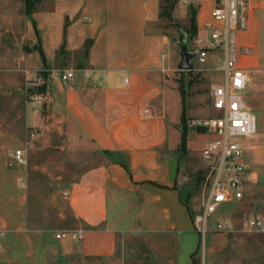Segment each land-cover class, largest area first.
Returning a JSON list of instances; mask_svg holds the SVG:
<instances>
[{
    "label": "crops",
    "instance_id": "0c3cea01",
    "mask_svg": "<svg viewBox=\"0 0 264 264\" xmlns=\"http://www.w3.org/2000/svg\"><path fill=\"white\" fill-rule=\"evenodd\" d=\"M27 15L13 61L45 71L46 80L44 103L27 107L26 123L38 146L67 151L74 159L70 171L78 173L65 191L84 238L59 239L69 241V250L79 243L84 257L106 264H121L117 253L126 232L148 244L139 264H251L236 255L231 218L224 217L232 229L213 227L208 237L196 225L200 209L192 208L184 174L190 130L187 150L181 149L182 116L191 106L151 52L159 41L157 0H40ZM245 41L253 53L257 36ZM167 58L165 66L173 69ZM240 63L257 67L256 58ZM67 70L74 76L63 79ZM258 148L249 147L256 162ZM110 205H116L115 217Z\"/></svg>",
    "mask_w": 264,
    "mask_h": 264
},
{
    "label": "rangeland",
    "instance_id": "374dc122",
    "mask_svg": "<svg viewBox=\"0 0 264 264\" xmlns=\"http://www.w3.org/2000/svg\"><path fill=\"white\" fill-rule=\"evenodd\" d=\"M38 1L0 0V264H106L98 258L84 257L77 242L69 250V241L57 237L60 231L80 228L65 191V185L78 173L70 171L75 169L74 159L67 151L62 154L53 145L38 146L37 137H31L26 123L27 68L23 69L19 61L14 62L13 54L21 49L29 21L27 14L36 8ZM157 6L159 41L152 45L151 52L159 56L161 70L177 82L186 107L191 106L187 107L186 120L214 115L211 86L221 81L223 73L216 69L215 51L209 53L205 63L198 59L196 38L201 34V14L197 12L193 18L189 7L174 0H157ZM250 33L257 36L253 53L245 41ZM184 48L192 53L193 67L189 69L180 67ZM237 50L245 65L256 58L257 67H250L251 82L245 90V99L256 115L258 129L254 137L241 140L248 147L259 145L257 162L252 149H248L247 156L258 165L255 164L260 181L255 187L253 183L247 184L245 192L250 194L241 200L219 207L210 216L205 234L208 237L220 219L231 218L235 224L232 235L238 249L236 255L251 258V264H264V232L251 229L246 223L249 215H264V2L253 11L249 28L239 33ZM163 57H168L173 69L165 66ZM15 68H21L24 77ZM14 81L19 87L11 92L9 89L14 88L10 84ZM189 130L191 152L184 174L190 182L192 208L202 211L208 190L198 178L199 171L205 168L201 151L209 136L191 126ZM18 148L26 151L25 164L13 157ZM89 154L83 151L82 157L89 159ZM116 210V205H110V215L115 217ZM130 235L131 232L124 234L125 243L118 249L121 264H139L149 252L148 244L139 245Z\"/></svg>",
    "mask_w": 264,
    "mask_h": 264
},
{
    "label": "built area",
    "instance_id": "2783aa9c",
    "mask_svg": "<svg viewBox=\"0 0 264 264\" xmlns=\"http://www.w3.org/2000/svg\"><path fill=\"white\" fill-rule=\"evenodd\" d=\"M186 7L193 6L201 14V34L196 38V52L201 63L208 60L209 53L217 55L216 69L223 73L221 81L211 86V100L216 113L212 116L192 117L188 125L209 136L202 154L205 162L202 184L207 188L203 209L195 216L199 230H209L210 216L223 204L242 199L245 186L259 180V172L247 156L249 149L241 138L254 137L257 118L245 99V90L251 82L249 68L240 63L237 50L238 35L247 30L253 11L264 0H177ZM164 58V57H163ZM29 106L36 109L44 103L41 86L45 83V71L26 69ZM74 76L73 70L62 74L63 79ZM36 135L35 131L31 136ZM14 159L27 162L25 149L13 152ZM251 229L264 232V215L252 214L246 218ZM232 222L228 218L217 221L215 230L229 231ZM58 238L82 240V228L64 230Z\"/></svg>",
    "mask_w": 264,
    "mask_h": 264
},
{
    "label": "trees",
    "instance_id": "16d2710c",
    "mask_svg": "<svg viewBox=\"0 0 264 264\" xmlns=\"http://www.w3.org/2000/svg\"><path fill=\"white\" fill-rule=\"evenodd\" d=\"M29 1V0H28ZM174 1H177V0H174ZM29 6H30V2L28 3ZM31 7V6H30ZM189 9L192 10V15H193V18H195L196 16V13H197V9L193 6H190ZM187 119V116L185 113H183V116H182V126H183V130H182V136H181V149L185 152L187 150V135H188V131H189V125H188V120ZM200 175H199V182L202 183V180H203V169H201L199 171Z\"/></svg>",
    "mask_w": 264,
    "mask_h": 264
},
{
    "label": "water",
    "instance_id": "95a60500",
    "mask_svg": "<svg viewBox=\"0 0 264 264\" xmlns=\"http://www.w3.org/2000/svg\"><path fill=\"white\" fill-rule=\"evenodd\" d=\"M192 53L187 51L186 48L183 49L182 52V60L180 63V67L183 69H189L193 67V63L191 62Z\"/></svg>",
    "mask_w": 264,
    "mask_h": 264
}]
</instances>
